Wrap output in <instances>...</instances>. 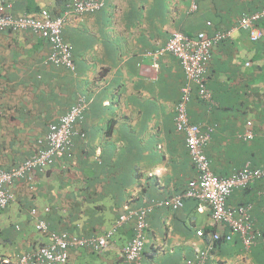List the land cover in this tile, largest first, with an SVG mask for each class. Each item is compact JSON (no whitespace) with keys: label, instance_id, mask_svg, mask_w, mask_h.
<instances>
[{"label":"crops","instance_id":"0c3cea01","mask_svg":"<svg viewBox=\"0 0 264 264\" xmlns=\"http://www.w3.org/2000/svg\"><path fill=\"white\" fill-rule=\"evenodd\" d=\"M10 1L15 14L46 8L64 18L75 67L46 62L51 44L35 32L0 29V169L45 147L49 125L78 99L88 109L78 125L85 135L74 136L70 156L8 187L15 200L0 208V223L13 224L5 227L0 258L49 244L52 233L103 235L115 228L106 248H72L66 264H124L121 251L134 220L115 227L116 220L148 205L139 264H190L212 231L230 233L227 223H212L207 201L185 197L181 206L171 205L197 174L177 127V105L189 85L186 110L210 133L204 149L215 174L264 171V19L257 23L263 32L258 41L237 25L262 11L264 0H197L196 10L192 0H106L87 13L69 8L67 0ZM228 29L232 34L211 49L206 79L212 97L203 100L180 59L158 51L175 31L214 36ZM226 204L253 207L254 224L264 230V176L234 188ZM33 208L48 231L37 230ZM238 234L214 242L207 264H264V241L247 247Z\"/></svg>","mask_w":264,"mask_h":264},{"label":"built area","instance_id":"2783aa9c","mask_svg":"<svg viewBox=\"0 0 264 264\" xmlns=\"http://www.w3.org/2000/svg\"><path fill=\"white\" fill-rule=\"evenodd\" d=\"M197 0H192L191 10L197 9ZM105 0H74L73 10L79 13L93 12L100 9ZM10 0H0V29L12 31L31 30L46 38L51 44V50L47 55L46 62L54 65H64L71 70L74 69L72 46L63 38V27L65 20L62 16H54L50 10L42 8L38 15L26 13L15 14ZM264 19V9L243 16L238 26L248 29L250 39L257 41L262 38L263 32L257 23ZM233 29L216 32L210 36L206 32H200L196 36L182 31L172 33L165 47L158 52L160 54L171 52L180 59L190 82L199 86L200 95L211 100V92L206 87L204 80L207 71L206 62L211 56V49L215 42L229 37ZM157 54V53H156ZM191 88L186 85L183 88V97L177 105V127L186 135V142L190 154L194 160L197 174L187 183L186 190L171 200L173 208L182 205L184 197H195L207 201L211 207L212 223H227L230 233L221 234L218 231L211 233V240L207 248H200L195 260L190 264H205L209 250L213 248L215 240L224 237L232 239L234 233H239L245 246L250 247L257 243L258 238L264 235L254 230L251 221L250 208L227 207L226 200L234 188L247 185L251 180L264 176L260 169L244 168L238 173L228 177L215 174L210 165L204 147L210 139V133L202 130L198 124L190 121L186 110V103L191 99ZM88 106L84 98L78 99L70 109L61 115L58 121L49 125L46 135L47 146L38 149L34 154L27 157L21 164L9 170L0 169V208L8 206L15 200V194L8 187L19 179H32L37 171H45L58 158L65 157L71 153L73 138L76 135L84 137L85 132L78 125L84 120V111ZM251 125V122H248ZM249 132L246 137H251ZM151 206L139 209H130L122 213L115 225H120L131 218L136 219L134 234L128 244L123 248L121 256L128 264H139L144 246L145 230L148 226L147 215ZM32 213L36 215V228L45 232L49 230L48 222L39 217L38 209L33 208ZM112 231L104 235L90 237L78 236L67 231L63 233H52L51 242L43 244L33 251L18 255L0 258V264H66L69 260L71 247H91L102 250L109 244ZM197 234L202 237L204 231L199 229Z\"/></svg>","mask_w":264,"mask_h":264},{"label":"trees","instance_id":"16d2710c","mask_svg":"<svg viewBox=\"0 0 264 264\" xmlns=\"http://www.w3.org/2000/svg\"><path fill=\"white\" fill-rule=\"evenodd\" d=\"M68 2H67V6L69 7V8H71V9H73V3H74V0H67ZM54 16H59V15H54ZM61 16V15H60ZM64 38V37H63ZM65 40V39H64ZM66 41V40H65ZM66 42H68V41H66ZM69 43V42H68ZM71 46H72V52H73V45L71 44V43H69ZM209 60H210V58H209ZM74 61V60H73ZM208 62L209 61H207L206 62V68H207V64H208ZM206 75H207V71H206V74H205V80H204V83H205V85H206V87H207V79H206ZM198 92H199V86H198ZM190 96H191V92H190ZM199 96H200V98L201 99H203V100H207V99H205V98H203L201 95H200V93H199ZM207 101H209V100H207ZM88 109V106H87V108H86V110ZM86 110L84 111V117H85V113H86ZM191 121V120H190ZM192 122V121H191ZM192 123H194V122H192ZM194 124H196V123H194ZM46 143V142H45ZM46 146H47V143H46ZM45 146V147H46ZM45 147H42V148H45ZM40 149V148H39ZM36 152V151H35ZM34 152V153H35ZM190 152V151H189ZM33 153V154H34ZM72 153H70L69 155H67L66 157H68V156H70ZM207 154V153H206ZM191 155V154H190ZM207 156H208V154H207ZM192 157V156H191ZM209 157V156H208ZM193 160V159H192ZM22 163V162H21ZM20 163V164H21ZM55 163V162H54ZM53 163V164H54ZM193 163H194V160H193ZM52 164V165H53ZM195 165V164H194ZM18 166V165H17ZM16 167V166H15ZM9 170V169H8ZM197 170V169H196ZM38 172V171H37ZM9 189V188H8ZM229 208H233V209H235V208H239V207H229ZM253 207H251L250 209H252ZM251 213V212H250ZM251 215V214H250ZM251 221H252V223H253V227H254V230H258V232H260L262 235H264V230H259L258 228H256V226H255V224H254V220L252 219V215H251ZM215 231V230H214ZM63 232H65V231H61L60 233H63ZM67 232H69V233H72V234H76V233H74V232H71V231H67ZM213 232V231H212ZM92 234H94V235H99V234H97V233H94V232H89V233H86L85 235H80V234H76V235H78V236H83V237H90ZM238 236L241 238V235L240 234H238ZM223 240H226L224 237H222L221 239H218V240H215V242H219V241H223ZM241 240H242V238H241ZM228 241V240H227ZM258 241L259 242H263V239H262V236L260 237V238H258ZM242 242H243V240H242ZM7 243H9V241H7ZM72 248H75V247H71V249ZM80 248H91V247H88V246H86V247H80ZM91 249H93L94 250V248H91ZM97 251V250H96ZM197 255H198V253H196L195 254V257H194V259L193 260H195L196 258H197ZM209 258H211V252H210V250H209V252H208V258L206 259V261H205V264H207V262H208V259ZM129 263V262H128ZM127 262H125L124 261V264H128Z\"/></svg>","mask_w":264,"mask_h":264},{"label":"clouds","instance_id":"9594fccd","mask_svg":"<svg viewBox=\"0 0 264 264\" xmlns=\"http://www.w3.org/2000/svg\"><path fill=\"white\" fill-rule=\"evenodd\" d=\"M105 3H106V0H105ZM105 3H104V5H105ZM104 5H103V6H104ZM103 6H102V7H103ZM102 7H101V8H102ZM101 8H100V9H101ZM98 10H99V9H98ZM195 10H196V9H195ZM96 11H97V10H96ZM93 12H94V11H93ZM253 13H254V12H253ZM251 14H252V13H251ZM261 21H262V19H261L258 23H260ZM238 23H239V21H238ZM237 25H238V24H237ZM257 26H258V25H257ZM228 30H230V29H228ZM184 33H185V32H184ZM249 37H250V35H249ZM259 40H260V39H259ZM257 41H258V40H257ZM212 48H213V47H212ZM248 63H249V62H248ZM185 136H186V135H185ZM186 143H187V142H186ZM207 143H208V142H207ZM206 145H207V144H206ZM206 145H205V146H206ZM204 150H205V149H204ZM205 153H206V152H205ZM206 155H207V154H206ZM207 157H208V156H207ZM209 160H210V159H209ZM189 181H190V180H189ZM188 197H189V196H188ZM184 198H185V197H184ZM184 198H183V199H184ZM194 198H195V197H194ZM226 201H227V200H226ZM182 202H183V200H182ZM180 206H181V205H180ZM140 208H141V207H140ZM138 209H139V208H138ZM148 214H149V213H148ZM119 217H120V216H119ZM131 219L134 220V230H133V234H134L135 226H136V219H135V218H131ZM131 219H129V220H131ZM129 220H127V221H129ZM116 221H117V220H116ZM147 221H148V215H147ZM115 224H116V223H115ZM116 226H118V225H115V227H116ZM148 226H149V222H148ZM148 226H147V228H148ZM110 231H112V234L110 235V237H111V236L113 235L114 231H115V228H113V229L110 230ZM146 231H147V229L145 230V236H146ZM215 231H216V230H215ZM108 232H109V231H108ZM108 232H107V233H108ZM213 232H214V231H213ZM103 235H104V234H103ZM223 235H224V234H223ZM132 236H133V235H132ZM131 238H132V237H131ZM130 240H131V239H130ZM109 241H110V238H109ZM214 242H215V241H214ZM127 244H128V243H127ZM127 244H126V245H127ZM144 244H145V239H144ZM108 245H109V244H108ZM108 245H107V246H108ZM126 245H125V246H126ZM107 246H106V247H107ZM125 246H124V247H125ZM106 247H105V248H106ZM124 247H123V248H124ZM143 249H144V246H143ZM94 250L96 251V249H94ZM102 250H103V249H102ZM122 250H123V249H122ZM97 251L100 252L101 250H97ZM121 253H122V251H121ZM142 253H143V250H142ZM121 257H122V256H121ZM141 257H142V254H141ZM122 259H123V261H125L123 257H122Z\"/></svg>","mask_w":264,"mask_h":264},{"label":"rangeland","instance_id":"374dc122","mask_svg":"<svg viewBox=\"0 0 264 264\" xmlns=\"http://www.w3.org/2000/svg\"><path fill=\"white\" fill-rule=\"evenodd\" d=\"M4 220H6V217H4ZM12 224H13V221L11 220V221H5V223L4 224H2V223H0V227H2L1 229H2V232H0V252H3L4 250L2 249V244H6V243H4L3 241H5L6 240V228L5 227H7V226H12ZM9 244V243H8Z\"/></svg>","mask_w":264,"mask_h":264}]
</instances>
